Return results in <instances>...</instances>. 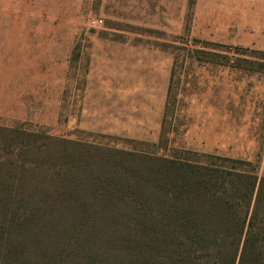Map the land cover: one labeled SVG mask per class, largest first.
Wrapping results in <instances>:
<instances>
[{
    "label": "rangeland",
    "instance_id": "rangeland-1",
    "mask_svg": "<svg viewBox=\"0 0 264 264\" xmlns=\"http://www.w3.org/2000/svg\"><path fill=\"white\" fill-rule=\"evenodd\" d=\"M0 127L264 177V0H0Z\"/></svg>",
    "mask_w": 264,
    "mask_h": 264
},
{
    "label": "trees",
    "instance_id": "trees-1",
    "mask_svg": "<svg viewBox=\"0 0 264 264\" xmlns=\"http://www.w3.org/2000/svg\"><path fill=\"white\" fill-rule=\"evenodd\" d=\"M258 170L217 153L151 156L0 127V264H264Z\"/></svg>",
    "mask_w": 264,
    "mask_h": 264
},
{
    "label": "built area",
    "instance_id": "built-area-1",
    "mask_svg": "<svg viewBox=\"0 0 264 264\" xmlns=\"http://www.w3.org/2000/svg\"><path fill=\"white\" fill-rule=\"evenodd\" d=\"M93 23H94V25H95V24L98 23V22H97V21H94Z\"/></svg>",
    "mask_w": 264,
    "mask_h": 264
}]
</instances>
